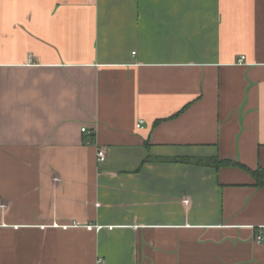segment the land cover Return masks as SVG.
<instances>
[{"label":"crops","instance_id":"0c3cea01","mask_svg":"<svg viewBox=\"0 0 264 264\" xmlns=\"http://www.w3.org/2000/svg\"><path fill=\"white\" fill-rule=\"evenodd\" d=\"M226 160L264 169V0H0V264H264Z\"/></svg>","mask_w":264,"mask_h":264},{"label":"trees","instance_id":"16d2710c","mask_svg":"<svg viewBox=\"0 0 264 264\" xmlns=\"http://www.w3.org/2000/svg\"><path fill=\"white\" fill-rule=\"evenodd\" d=\"M223 165H227V166H237V167H240V168H243L245 170H247L256 180L257 182V185L259 186H263L264 183L262 181V178L264 177V169H258L256 171H252L250 169H247L245 166L239 164V163H234L232 161H221V162H218V166H223Z\"/></svg>","mask_w":264,"mask_h":264},{"label":"built area","instance_id":"2783aa9c","mask_svg":"<svg viewBox=\"0 0 264 264\" xmlns=\"http://www.w3.org/2000/svg\"><path fill=\"white\" fill-rule=\"evenodd\" d=\"M140 127V125H138ZM82 132L86 133L90 136L94 135L92 130H89V128L87 127H83L82 128ZM97 157L100 163H105L107 161V151L103 148L98 149L97 151ZM264 240V236L263 235H259L257 237V241L258 242H262Z\"/></svg>","mask_w":264,"mask_h":264}]
</instances>
